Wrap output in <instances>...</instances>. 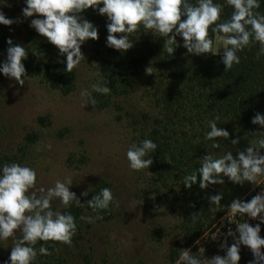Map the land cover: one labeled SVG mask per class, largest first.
<instances>
[{
	"label": "clouds",
	"instance_id": "obj_1",
	"mask_svg": "<svg viewBox=\"0 0 264 264\" xmlns=\"http://www.w3.org/2000/svg\"><path fill=\"white\" fill-rule=\"evenodd\" d=\"M233 11L226 21H221L223 5L215 0H196L192 4L189 0H25L26 7L22 9L25 18L39 16L31 21V27L38 34L46 37L55 45L61 56H66V72L74 69L85 61L81 51L82 45L88 40H98V28L81 15L88 9L98 11L108 19L107 47L126 52L134 47L130 34L140 28L151 30L165 38V48L168 54L173 55L179 47L176 37H182L183 47L189 54L219 55L222 53V63L226 72L241 62L239 53L246 47L258 42L260 47L257 53L264 56V14L258 9L261 0H225ZM103 4V7L100 5ZM6 6L5 0H0V8ZM182 17L184 19H182ZM15 21L7 18L0 10V25L11 26ZM209 29L222 42L223 51H217L214 40L209 35ZM116 34H121L117 37ZM7 59L0 64V73L5 77L14 78L21 86L27 76L23 60L27 59L25 47L13 44L8 38ZM146 74H153V67L145 69ZM107 82H98L92 86L93 91L110 95L112 90ZM86 97V103L95 106L97 101L91 92H81ZM219 118L208 121L210 131L205 133V140L210 141L212 149H220L221 141L227 140L230 133L217 126ZM254 125L264 128V114L256 113L252 119ZM256 143L259 148L250 146L240 151L236 157L228 151L219 157L209 152L199 160V168L192 174L183 177V184L191 188L198 184L201 189L209 185H223L227 177L231 182L244 185L251 182L260 185V177L264 176V137ZM233 145L239 144L238 139L232 140ZM51 148V145H48ZM157 143L151 139H144L139 144L133 143L127 150L126 156L129 167L135 171L147 170L153 165L151 153H155ZM72 181H56L54 186L45 189L38 186V177L35 169L22 166L19 163H5L0 166V241L9 238L13 241L8 261L4 264H38L39 256H48L51 253L45 244H41L37 251L35 245L42 242H60L70 245L77 231L76 218L70 212L54 211L52 202L59 200L64 208L75 205L83 207L85 204L93 212L100 213L111 206H119L110 188H102L87 203H81L76 193L70 191ZM88 191L82 193L87 197ZM223 194L209 197L211 205L221 206ZM230 216H248L259 219L264 224V191L254 196L250 201L234 200L228 207ZM97 215L96 219H100ZM81 220L94 222L91 216H81ZM199 215L193 214L195 222ZM260 224L254 227L248 222L236 224L238 238L229 229L228 235L233 236L235 243L227 248L225 256H215L203 260L193 255L189 250L181 251L176 264H240V246L244 245L253 252L254 259L250 264H264V238L261 237ZM201 251V249H200Z\"/></svg>",
	"mask_w": 264,
	"mask_h": 264
},
{
	"label": "rangeland",
	"instance_id": "obj_2",
	"mask_svg": "<svg viewBox=\"0 0 264 264\" xmlns=\"http://www.w3.org/2000/svg\"><path fill=\"white\" fill-rule=\"evenodd\" d=\"M0 8L7 18L15 22L11 26L0 25V39H21L32 28L34 16L25 18L22 9L25 0H5ZM89 19L90 11L81 14ZM214 38L218 53L222 42ZM85 61L77 69L76 90L63 95L51 89L38 78L25 80L23 86L14 78L4 77L0 83V166L19 163L36 170L38 186L45 189L56 181L73 185L70 191L80 201L83 192H90L100 181L109 184L119 206H114L110 221H86L79 239L78 249L86 256L76 264H167L170 247L180 240L181 203L185 193L181 182H164L147 170L135 171L129 167L126 153L133 144L145 139L147 122L153 123L163 115L156 113L145 92L143 78L136 92L128 97L113 98L110 106H92L81 95L86 90L92 96L101 95L92 86L103 82L101 68L106 50L98 51L91 40L81 48ZM222 54V53H221ZM220 55V54H219ZM30 78V77H29ZM231 129L223 151H209L217 157L231 151L234 158L250 144L259 148L256 141L264 137V130L245 132L229 121L219 126ZM228 131V130H227ZM206 133V132H205ZM239 144L233 145L232 140ZM51 145V148L48 145ZM264 151V149H260ZM208 154L200 152L197 162ZM223 185H213L212 191L223 194L218 216L229 212L228 207L236 199H243L258 185L245 182L238 185L224 178ZM264 176L260 177V183ZM64 208L59 200L52 202L54 211ZM13 241H0V264L8 261Z\"/></svg>",
	"mask_w": 264,
	"mask_h": 264
},
{
	"label": "trees",
	"instance_id": "obj_3",
	"mask_svg": "<svg viewBox=\"0 0 264 264\" xmlns=\"http://www.w3.org/2000/svg\"><path fill=\"white\" fill-rule=\"evenodd\" d=\"M189 2L196 4V0ZM215 2L224 6L220 22L228 20L233 9L225 0ZM89 11L88 21L98 28L99 34V39L91 42L98 51L102 52L104 49L107 53L100 74L103 82H107L112 90L110 95H95L96 104L107 107L113 98L128 97L136 92L143 78H146L145 92L148 99L156 113H163L153 123L149 121L146 125L145 139H151L158 145L156 152L150 154L153 165L149 169L164 182L176 180L183 183L186 174H192L199 168L200 163L195 159L198 153L226 149L228 139L223 141V138H217L221 141L220 149H212L211 142L205 140V132L210 131L208 121L218 117V127L224 121H229L253 135L264 130L252 123L256 113L264 114V56L257 55L260 47L258 42L239 53L240 64L226 72L222 54H189L183 47L182 37L177 36L179 47L170 55L164 51L165 38L143 28L130 34L134 44L132 49L121 52L109 48L107 17L101 16L94 9ZM258 11L264 14V0H261ZM217 34L219 33L213 34L209 29L213 40ZM116 35L119 37L121 34ZM8 38L10 37L0 39V64L7 59ZM12 41L27 50V59L22 63L28 77L40 79L63 95L76 90L77 69L72 73L66 72V56H61L58 48L46 37L29 29L21 39ZM147 67H153L152 75L146 74ZM4 77L0 73V83ZM227 130L233 138L232 130ZM105 187L110 188L104 181L96 183L81 203H87ZM212 187L213 185H209L207 189H201L198 184L190 189L185 187L179 227L181 238L170 247L167 264H176L184 250H189L202 260L225 256L227 248L235 243L233 236L228 235L229 229L238 238L237 223L248 222L253 227L260 224L258 218L252 219L239 214L230 216L226 213L218 216L217 206L211 205L209 201V197L215 195ZM262 191L264 180L242 200L250 201ZM113 208L111 206L99 214L86 204L83 207L73 205L63 208L61 212H70L76 218V234L70 245L53 241L38 242L35 245L37 251L41 244H45L51 253L48 256L38 255V264H76L78 260L83 261L86 256H83L78 247L86 220H81L80 217L91 216L96 219L99 215L102 218L97 220L110 221L114 216ZM193 214L199 215L195 222L192 220ZM260 227V235L264 238V224H260ZM261 251L264 252V248ZM240 256V264H250L254 259L252 250L244 245L240 246Z\"/></svg>",
	"mask_w": 264,
	"mask_h": 264
}]
</instances>
